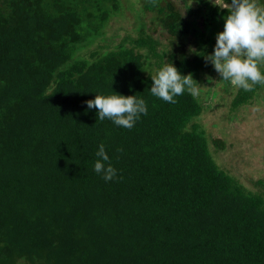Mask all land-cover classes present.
I'll return each instance as SVG.
<instances>
[{"label": "trees", "instance_id": "obj_1", "mask_svg": "<svg viewBox=\"0 0 264 264\" xmlns=\"http://www.w3.org/2000/svg\"><path fill=\"white\" fill-rule=\"evenodd\" d=\"M177 1L136 0L138 36L115 43L128 0H0V264H264V180L254 190L220 163L201 120L212 82L230 114L264 83L237 88L204 58L225 9ZM165 63L198 94L153 96ZM112 91L145 101L133 128L87 108ZM101 143L110 182L93 171Z\"/></svg>", "mask_w": 264, "mask_h": 264}, {"label": "clouds", "instance_id": "obj_2", "mask_svg": "<svg viewBox=\"0 0 264 264\" xmlns=\"http://www.w3.org/2000/svg\"><path fill=\"white\" fill-rule=\"evenodd\" d=\"M209 2L213 7L225 9L227 14L221 17L223 31L216 34L212 53L204 58L221 79L237 88L247 91L254 83H264V72L261 71V66H264V9L258 8L253 0ZM151 80V94L168 103H175L174 98L186 91L194 96L198 94V84L192 74H182L172 63L160 67ZM85 103L88 109L97 110V120L102 122L107 118L114 125L127 129L133 128L141 115L148 111L143 99L115 92L111 95L96 94L94 99ZM95 155L93 171L105 182L117 179L118 170L110 163L103 143L99 144Z\"/></svg>", "mask_w": 264, "mask_h": 264}, {"label": "rangeland", "instance_id": "obj_3", "mask_svg": "<svg viewBox=\"0 0 264 264\" xmlns=\"http://www.w3.org/2000/svg\"><path fill=\"white\" fill-rule=\"evenodd\" d=\"M128 1L131 9L127 15L115 19L107 29V37H112L115 43H120L127 35L138 36V27L143 21L132 8L136 0ZM188 4L194 2L188 0ZM212 83L216 93L204 94L207 108L201 117L202 123L209 135L225 143V147L216 152L218 161L256 190V183L264 180V92L254 104L230 114L233 94L225 92L221 84Z\"/></svg>", "mask_w": 264, "mask_h": 264}]
</instances>
